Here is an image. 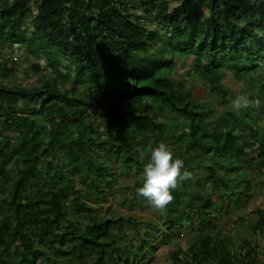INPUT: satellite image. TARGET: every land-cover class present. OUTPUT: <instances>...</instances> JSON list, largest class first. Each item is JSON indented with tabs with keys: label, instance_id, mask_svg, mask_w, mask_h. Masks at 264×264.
I'll use <instances>...</instances> for the list:
<instances>
[{
	"label": "trees",
	"instance_id": "trees-1",
	"mask_svg": "<svg viewBox=\"0 0 264 264\" xmlns=\"http://www.w3.org/2000/svg\"><path fill=\"white\" fill-rule=\"evenodd\" d=\"M0 46L44 72L0 83V264H151L165 245L170 264H264V245H234L214 214L263 183L264 0H1ZM16 60L0 51V76ZM228 74L259 110H231ZM161 141L192 173L166 213L135 191ZM116 195L153 218L113 210ZM252 213L241 225L264 234V207Z\"/></svg>",
	"mask_w": 264,
	"mask_h": 264
},
{
	"label": "rangeland",
	"instance_id": "rangeland-1",
	"mask_svg": "<svg viewBox=\"0 0 264 264\" xmlns=\"http://www.w3.org/2000/svg\"><path fill=\"white\" fill-rule=\"evenodd\" d=\"M1 1V0H0ZM25 27L28 29V31L31 28L30 22H26ZM14 50L11 51V49H8L6 47L0 46L1 54L4 56H9L10 54H13V59H17V72L14 75H10L7 78H3L0 76V83H4L8 86L13 85H23V86H33L38 84V78L43 73H34L31 69V64L37 60L39 62H42L41 59H38L34 56H31L27 54L24 50H22L21 46L13 47ZM189 66V60L185 58H178L177 60V66L174 72V76L177 79H187L186 71ZM225 85H227L229 88H231L236 93L240 92L241 84L236 82L233 77L228 74L227 77L224 80ZM188 86L191 88L193 94L195 96L200 95L202 100L207 99V95L205 94L206 87L202 83V81H195V82H188ZM263 183L257 184V186L254 187L252 192L249 196L244 197V207L240 210H234L229 209L227 215L219 216L222 212L214 213L217 216V224L219 226H225V232L228 233V235L231 237V241L234 243V245H239L241 242V239H247L252 243H257L260 246L264 245V234L261 233H252L250 230H247L244 225H241V221L239 219V215L245 216V222L249 220H253L254 215L253 211L257 207H264V178H260ZM129 182V181H128ZM2 196V193H0V197ZM120 197L116 195L114 200H111L110 204L113 210H116L117 212L121 213H134L140 218L143 219H150L153 218L152 213L149 210H138L135 207H132L131 209H126L123 205H120L119 203ZM212 210V209H211ZM156 219V218H154ZM193 223V228H186L182 229L181 234L176 239V243L179 244L182 248H186L188 245V241L191 234L193 233L196 222ZM218 226V227H219ZM168 250L169 245L162 246L155 254V257L153 259V262L151 264H170V260L168 259Z\"/></svg>",
	"mask_w": 264,
	"mask_h": 264
},
{
	"label": "clouds",
	"instance_id": "clouds-1",
	"mask_svg": "<svg viewBox=\"0 0 264 264\" xmlns=\"http://www.w3.org/2000/svg\"><path fill=\"white\" fill-rule=\"evenodd\" d=\"M261 107V99L249 98L246 94L238 93L231 101V110L236 113L249 108L259 110ZM137 151L141 160H144V151ZM191 178L192 173L185 169L184 161L174 157L169 146L161 141L149 150L148 159L143 165L142 185L135 191L156 212L166 213L167 206L174 199L172 191L182 181Z\"/></svg>",
	"mask_w": 264,
	"mask_h": 264
}]
</instances>
